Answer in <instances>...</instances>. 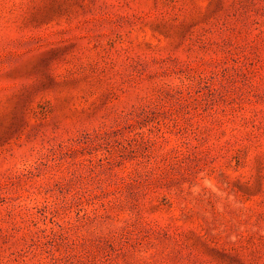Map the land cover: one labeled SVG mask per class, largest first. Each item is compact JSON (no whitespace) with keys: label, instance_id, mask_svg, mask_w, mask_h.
I'll list each match as a JSON object with an SVG mask.
<instances>
[{"label":"rangeland","instance_id":"rangeland-1","mask_svg":"<svg viewBox=\"0 0 264 264\" xmlns=\"http://www.w3.org/2000/svg\"><path fill=\"white\" fill-rule=\"evenodd\" d=\"M0 264H264V0H0Z\"/></svg>","mask_w":264,"mask_h":264}]
</instances>
